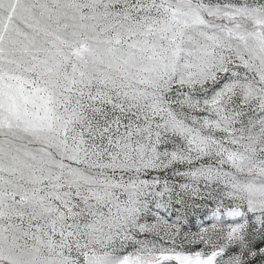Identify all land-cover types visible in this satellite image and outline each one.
I'll list each match as a JSON object with an SVG mask.
<instances>
[{
  "label": "snow or ice",
  "instance_id": "6c2138e0",
  "mask_svg": "<svg viewBox=\"0 0 264 264\" xmlns=\"http://www.w3.org/2000/svg\"><path fill=\"white\" fill-rule=\"evenodd\" d=\"M0 264H264V0H0Z\"/></svg>",
  "mask_w": 264,
  "mask_h": 264
}]
</instances>
